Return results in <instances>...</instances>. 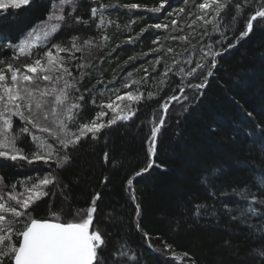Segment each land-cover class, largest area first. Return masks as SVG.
<instances>
[{
  "label": "trees",
  "instance_id": "16d2710c",
  "mask_svg": "<svg viewBox=\"0 0 264 264\" xmlns=\"http://www.w3.org/2000/svg\"><path fill=\"white\" fill-rule=\"evenodd\" d=\"M53 2L58 3L59 0H31L28 6L8 9L7 14L0 11V60L10 61L16 67L30 62L25 56L11 60L13 50L5 45L8 42L18 43L31 30L45 22ZM131 3L139 7L132 10L123 7ZM159 3L160 0H75V11L72 6H66V18L60 28L51 34L48 43L36 49L43 52L56 43L70 46L73 36H79L81 43L88 37L98 38L103 34L96 28L99 16L94 19L91 9L99 4L112 5L103 10L104 15L114 22L103 30L110 39L105 46L93 49L92 55L84 61L90 62L89 67L84 69L88 75L77 85L80 93L89 100L82 109L84 118L91 119L99 110L90 103L91 98L86 92V89L96 84L97 79L104 81V84H96L98 89L106 85L109 88H120L131 72L133 78L143 77L148 81L143 86L145 91L159 90V74L164 71L165 62L171 63L173 54L165 56L163 51H150L159 47L153 44L157 36L161 37L165 45L173 47L175 52H183L181 61L189 55L194 61L198 59L201 45L211 43L215 49L220 47L215 44L220 39L217 33L203 38L197 35L190 43H182L179 40L164 39L169 34L167 30L151 28L132 43H127L141 29L154 23H163L166 18L171 19L167 17L168 12L184 6L183 0H168V5L161 13L148 11ZM188 11L195 12L192 0H189ZM69 12H72L71 16ZM76 17L88 23H77ZM193 18L187 17L188 22ZM242 29L241 20L234 33H227L228 39L223 45L227 50L216 57L217 65L211 69L213 74L207 76L203 95L196 93L199 98L192 100V90L186 89L190 98L185 102L188 110L184 111L176 102L169 106L165 125L157 138L155 163L151 169L140 176L135 175L149 160V122L154 119L158 121L162 115L160 105L167 96L173 94L175 85L179 83V78L171 75V83L154 99L136 105L138 111L128 121H118L103 129L96 141L90 138L81 141L71 152L70 162L55 170L64 195H60L55 185H50L55 195L37 202L33 206V216L53 219L51 213L55 212L63 222L79 221L81 217L77 216V210L87 209L93 196L99 193L100 198L96 201V211L89 230H99L103 234L106 244L101 256L108 260V264H112L111 253L114 245L119 243L125 244L137 255L139 264H252L249 252L264 246V236L253 235L248 227L227 216L218 219L210 216H202L198 220L190 218L193 203H212L199 183L206 169L221 168L228 177L222 183L227 184L229 190L234 184H252L255 187L249 168L241 166L239 162H247L264 170L260 146L252 144L246 134V130L264 123V22H254L253 32L229 49L228 44L234 42L233 35L238 36ZM208 30L211 32V26ZM189 31L185 28L183 33L173 31L172 34L182 35ZM197 32L202 33L203 28H197ZM191 45H196L195 51L191 50ZM185 48L189 51L185 52ZM75 55L79 57L81 53ZM157 55L164 59L153 72L152 65ZM129 57L136 59L129 61ZM72 63L75 65L77 61ZM144 68L148 69L147 73L143 71ZM137 69L140 71L137 72ZM70 70L74 77L80 76L74 67ZM207 71L206 67L205 75ZM108 81L112 83L108 84ZM199 82V77L192 80V83ZM153 84L157 87L151 88ZM125 91L128 89H121V93ZM175 94H179L178 89H175ZM249 113L253 115L250 117ZM110 115L104 117V120ZM22 125L18 117H13V132ZM41 135L47 136L46 133ZM49 142L55 144L51 139ZM18 143L26 151L34 149L30 136L26 135ZM105 151L110 154L107 162L104 160ZM53 169L54 163L44 165L41 162L18 168L0 159V177L4 178L0 187L24 180L28 176H43L46 171ZM129 179L132 180L131 186L128 184ZM5 190L10 189L5 187ZM226 202L229 205L238 203L235 197L226 198ZM212 206L220 205L217 202ZM259 219L253 218L250 223L255 224ZM137 223L141 225L139 231ZM145 232L149 234V239H145ZM165 242L173 246L167 253L161 251ZM149 243L153 244L152 248L148 246ZM172 251L177 255L188 253V256L176 260L171 256Z\"/></svg>",
  "mask_w": 264,
  "mask_h": 264
},
{
  "label": "snow or ice",
  "instance_id": "6c2138e0",
  "mask_svg": "<svg viewBox=\"0 0 264 264\" xmlns=\"http://www.w3.org/2000/svg\"><path fill=\"white\" fill-rule=\"evenodd\" d=\"M95 2V0H94ZM31 0H0V11L7 14L8 9H20L28 6ZM183 7H178L169 11L168 18L163 23H154L141 29L136 37H130L126 42L132 43L139 38L148 28L157 30H167L168 35L164 39L179 40L182 43H190L191 39L200 35L211 36L213 33L220 35V39L215 41L220 47L215 49L213 44L201 45L199 58L195 61L189 55L181 61L183 52L177 53L174 48L165 45L161 37L157 36L153 44L159 47L150 49L151 52H164L167 56L172 53L171 63L165 62L164 71L159 74V90L143 89L148 81L141 78H133V73L129 72L120 88H97L96 84H104L102 79H97L96 84L86 89L90 96V103L98 111L91 119L84 118V109L89 102L87 97L80 93L77 86L81 79L88 75L84 71L89 67L85 63L92 50L103 47L110 39L103 30L108 24L114 23L104 15L106 7L112 5L99 4L91 9V15L95 19L99 16L96 28L101 30L98 38L88 37L81 43L79 36H73L70 46L62 43L52 44L43 52L36 51L48 43L50 33H55L65 20L64 10L66 6H72L75 11V0H59L57 5L53 2V11L49 13L47 22H42L39 30H31L27 36L18 43L8 42L5 47L13 50L11 60H18L20 57H28L30 62L19 67L14 66L10 61L0 60V159L11 162L13 167L24 168L25 165L33 166L37 163L49 165L55 164V169L46 171L43 176H28L24 180L7 185L10 190L0 187V264H108V260L101 256V251L106 244L103 234L99 230L89 231L92 224L93 213L96 211V201L100 198L97 193L92 198V203L87 209H78L79 221L63 222L58 213H51L53 219H38L33 216V206L44 197L55 195L49 188L55 185L60 195H64V190L60 187L55 174L56 169L63 168L71 160V152L74 151L81 141L90 138L93 141L99 139L102 130L117 124L118 121H128L136 114V105L145 100H152L163 91L166 85L171 83L170 75L179 78V83L175 85L179 94H173L165 98V102L160 105L164 115L150 121V135L148 136V156L147 166L135 173L142 175L154 166L155 161L151 159L156 154L157 138L161 128L165 125L169 106L176 102L184 111L188 110L190 98L186 89L192 90V100L198 99V95H203L202 90L207 86V76L213 73L212 68L217 65L216 57L223 54L227 49L223 48L225 40L228 39V32H235L239 21H243V29L239 35H233V43L228 44V48L235 47L241 40L247 38L254 30V22H264V0H202L197 3L192 0V7L195 12L188 11L189 0H183ZM168 5V0H160L158 6L148 9L151 13H161ZM123 7L129 10L137 9L139 5L135 3L125 4ZM254 9V10H253ZM250 13L244 15V13ZM186 14V15H185ZM69 16L72 12L68 13ZM182 17L184 19L182 20ZM187 17H194L188 22ZM56 23H51V21ZM77 23H88L76 17ZM131 23H135L132 21ZM211 26V32L208 28ZM188 28L187 34L173 35L172 32H184ZM197 28H203L202 33L197 32ZM119 47V45H117ZM191 50H196V45H191ZM185 52L189 49L185 48ZM81 55L77 57L75 54ZM66 53L67 55H61ZM148 55V53H143ZM34 57V58H33ZM210 58V60H209ZM103 59V57H101ZM136 57H129V61ZM164 57L157 55L152 65V71H156V65L160 64ZM73 61H77L73 65ZM127 63V61H126ZM187 65L188 67H184ZM194 65V66H193ZM75 68L80 72L79 77H74L70 69ZM207 67V75L204 69ZM140 69H137V72ZM145 73L148 72L144 68ZM200 78L199 83H192V80ZM111 84L112 81H108ZM133 85L135 88L133 89ZM157 87L153 84L151 88ZM121 89H128L121 93ZM109 118L105 121L104 117ZM250 117L252 113L248 114ZM13 117H18L23 125L13 132ZM36 130V131H33ZM46 133L47 136L41 134ZM249 141L252 144H259L261 158L264 159V123H258L251 130H246ZM30 136L34 149L26 151L20 146V141L25 136ZM55 141V144L49 142ZM109 153L104 152V160H109ZM241 166L249 168L253 175L252 184H234L229 190V186L222 181L228 179L223 170L218 167L206 169L200 177V186L205 190L209 201L196 202L191 205V217L199 219L202 216H210L218 219L220 216L230 217L231 220L249 228L253 235L264 236V170L249 165L247 162H239ZM107 177L105 178V181ZM4 178L0 177V185H3ZM129 186L132 180H128ZM19 186V190H18ZM65 188L67 185L64 186ZM235 197L238 203L229 205L226 198ZM133 200L135 197L133 196ZM219 203V207H213V203ZM188 209L186 208V211ZM84 215H81V214ZM137 214L139 205L137 204ZM259 217L257 223L250 221ZM137 230H141V225L137 223ZM145 239H149V234L144 233ZM153 247L152 243L148 245ZM173 246L164 243L162 252L167 253ZM172 256L176 260H181L188 256V253L177 255L172 251ZM252 264H264V246L259 250L252 249L249 252ZM112 264H139L137 255L125 244L114 245L111 253Z\"/></svg>",
  "mask_w": 264,
  "mask_h": 264
},
{
  "label": "rangeland",
  "instance_id": "374dc122",
  "mask_svg": "<svg viewBox=\"0 0 264 264\" xmlns=\"http://www.w3.org/2000/svg\"><path fill=\"white\" fill-rule=\"evenodd\" d=\"M56 4L58 5L59 2L56 3ZM52 11H53V7L51 8L50 12H52ZM47 20H48V18H47ZM47 20H46L45 22H47ZM51 23H56V21L53 20V21H51ZM41 26H42V24L39 25L38 27H36L35 29L39 30V29L41 28ZM51 34H52V33H50V35H49V37H48V41H49V39H50ZM26 36H27V35H26ZM26 36H25V37H26ZM25 37H24V38H25ZM27 59H28V57H27ZM171 256H172V255H171Z\"/></svg>",
  "mask_w": 264,
  "mask_h": 264
},
{
  "label": "bare ground",
  "instance_id": "6f19581e",
  "mask_svg": "<svg viewBox=\"0 0 264 264\" xmlns=\"http://www.w3.org/2000/svg\"><path fill=\"white\" fill-rule=\"evenodd\" d=\"M162 115H164V111H163V109H162ZM151 159L154 160V156H152ZM146 166H147V165H146ZM146 166H145V167H146ZM144 173H146V172H144ZM144 173H143V174H144Z\"/></svg>",
  "mask_w": 264,
  "mask_h": 264
},
{
  "label": "water",
  "instance_id": "95a60500",
  "mask_svg": "<svg viewBox=\"0 0 264 264\" xmlns=\"http://www.w3.org/2000/svg\"><path fill=\"white\" fill-rule=\"evenodd\" d=\"M90 231V230H89Z\"/></svg>",
  "mask_w": 264,
  "mask_h": 264
}]
</instances>
